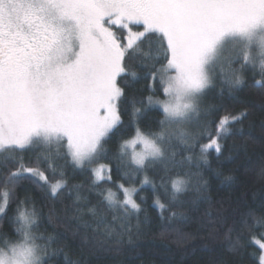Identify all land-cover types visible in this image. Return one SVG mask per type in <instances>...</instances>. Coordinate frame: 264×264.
<instances>
[{"label": "snow or ice", "instance_id": "obj_1", "mask_svg": "<svg viewBox=\"0 0 264 264\" xmlns=\"http://www.w3.org/2000/svg\"><path fill=\"white\" fill-rule=\"evenodd\" d=\"M133 59L139 72H129ZM248 71L258 72L255 84L264 86V0H0V264H55L64 253L63 246L52 247L54 234L40 231L43 213L35 197L18 188L27 181L57 198L68 188L69 165L87 170L92 187L116 185L96 193L99 207H85L81 185H74L77 195L66 209L91 233L97 251L135 243L146 197L138 203L134 194L145 185L161 216L183 209L170 211L169 219L185 220L201 204L211 205L207 182L193 189L185 165H208L210 150L223 154L230 126L247 111L232 114L203 100L217 85L234 96ZM128 76L144 80L141 91L151 94L127 97L121 82L130 85ZM152 109L162 113L158 131L141 123ZM218 111L224 114L216 119ZM111 137L117 144L109 157ZM36 148L41 150L26 159ZM113 168L122 180L138 179L139 187L113 181ZM193 190L194 198L181 199ZM223 211L217 210L218 222ZM212 214L209 207L205 216ZM249 219L242 221L246 228H264V215L250 213ZM5 222L10 233L3 231ZM256 243L264 264V243ZM64 260L77 264L67 254Z\"/></svg>", "mask_w": 264, "mask_h": 264}, {"label": "trees", "instance_id": "obj_2", "mask_svg": "<svg viewBox=\"0 0 264 264\" xmlns=\"http://www.w3.org/2000/svg\"><path fill=\"white\" fill-rule=\"evenodd\" d=\"M137 27L134 30H140ZM146 51H151L147 49ZM129 72H139L136 60L128 61ZM131 84L122 86L126 88L127 97L135 95L137 99L147 97L151 93L147 90L141 91L144 80L137 78L133 80L128 76ZM261 79L257 72L253 76L251 71L246 73V85L234 96H230L225 91L220 92L217 85L204 98L203 104H221L232 114H238L244 110L247 115L241 117L239 122H233L231 132L223 141L225 147L223 154L217 156L214 150L208 154L209 164L205 165L201 161L200 168L195 166V161L191 166L185 165V170L190 171V186L195 187L197 183L207 182V195L211 198V205L207 202L199 206V212H188V219H169L170 211L183 209L169 208L163 212L153 204L154 193L151 185L143 186V189L134 194V198L140 203V197H146V202L142 207L146 211L139 214L140 230L137 234L135 228L132 245L125 242L118 252L97 251L90 242L91 233L81 226V221L73 218V212L66 209L73 204L77 195L74 185H81L78 190L85 207L97 205L99 207L100 197L97 192L112 188L116 190L115 183L108 184L101 182L98 187H92V177L87 170L74 169L71 165L67 168L68 188L64 189L57 198H50L42 193L30 182H23L18 192L22 195L29 191L36 200L37 208L42 210L43 221L40 231L45 235L54 234L57 243L52 247L64 248V253L55 258V264H66L64 254L77 264H260V247L254 242V238L264 239V228H246L242 221L248 220L249 214L254 216L264 215V86L256 85L255 80ZM160 96V93H156ZM160 98H163L160 96ZM139 106V105H138ZM223 111L216 113V119L223 115ZM162 118V113L158 109L150 110L141 120L144 126H150L152 130L158 131L156 121ZM127 124L128 116H124ZM127 135L132 134L131 126ZM214 134V133H213ZM204 139L201 143H207ZM117 137H111L105 144L108 156L111 157L116 151ZM41 149H34L25 154L35 155ZM187 155V153H185ZM198 155V150H197ZM107 163V160L100 161ZM63 163V161H58ZM217 170L219 175H217ZM122 171H130L123 169ZM200 172L202 175L197 176ZM148 175L155 176L159 184V176L154 171H149ZM143 174H141L142 178ZM231 176V182H226L225 177ZM113 181L125 183L126 186L139 187V180H122L121 176L113 168ZM71 190V191H70ZM163 202H167L168 195L163 189H159ZM197 195L195 190L186 196H181L182 200H189ZM122 198V195H121ZM212 208L211 217L205 216V212ZM188 205L185 204V209ZM223 209V221L218 222L217 210ZM49 215L51 222H48ZM82 219L90 220V216H83ZM137 223L136 217L132 218V224ZM233 231L229 237V229ZM3 231L10 233L11 229L7 222L4 223ZM15 239L14 235H10ZM239 238V239H237ZM127 239V238H126ZM239 243V249H234V245Z\"/></svg>", "mask_w": 264, "mask_h": 264}, {"label": "rangeland", "instance_id": "obj_3", "mask_svg": "<svg viewBox=\"0 0 264 264\" xmlns=\"http://www.w3.org/2000/svg\"><path fill=\"white\" fill-rule=\"evenodd\" d=\"M140 30H142V28L140 29ZM140 30H136V31H140ZM204 101V100H203ZM38 148H36V150H37ZM106 175V174H105ZM256 241H260V242H262V243H264V239L263 238H260V237H256V238H254V242L256 243ZM257 244V243H256ZM258 246H259V244H257ZM261 252H262V250H261Z\"/></svg>", "mask_w": 264, "mask_h": 264}]
</instances>
